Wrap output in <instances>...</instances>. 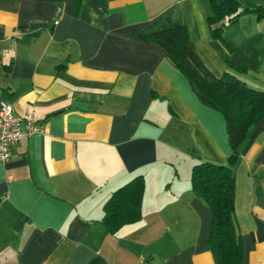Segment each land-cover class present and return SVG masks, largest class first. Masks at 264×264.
Listing matches in <instances>:
<instances>
[{
  "label": "crops",
  "instance_id": "crops-1",
  "mask_svg": "<svg viewBox=\"0 0 264 264\" xmlns=\"http://www.w3.org/2000/svg\"><path fill=\"white\" fill-rule=\"evenodd\" d=\"M223 1L0 0L1 97L43 129L0 162V264H214L210 211L190 173L227 162L224 118L136 36L171 14L209 72L230 63L264 90V0H242L214 38L205 19ZM238 147L240 264H264V117ZM137 175L139 219L110 233L104 202Z\"/></svg>",
  "mask_w": 264,
  "mask_h": 264
},
{
  "label": "trees",
  "instance_id": "trees-1",
  "mask_svg": "<svg viewBox=\"0 0 264 264\" xmlns=\"http://www.w3.org/2000/svg\"><path fill=\"white\" fill-rule=\"evenodd\" d=\"M241 1L225 0L213 3L210 7L211 13L205 19L212 37L221 38L218 24L225 18L233 21L240 13L238 11ZM136 37L145 42L158 44L178 68L179 73L185 76L200 102L219 111L224 118L225 134L230 149L227 162L195 163L191 168L190 187L210 211L207 249L212 254L214 264H240L242 248L240 235L234 223L233 171L239 157L238 146L246 139L259 119L264 117V90L244 83L235 72L244 71L230 63H227L230 69L225 70L220 76L209 72L193 47L186 26L171 14L162 15L149 22ZM143 185V178L137 175L115 189L104 202L102 222L110 233L139 219ZM90 264L103 263L96 258Z\"/></svg>",
  "mask_w": 264,
  "mask_h": 264
},
{
  "label": "built area",
  "instance_id": "built-area-1",
  "mask_svg": "<svg viewBox=\"0 0 264 264\" xmlns=\"http://www.w3.org/2000/svg\"><path fill=\"white\" fill-rule=\"evenodd\" d=\"M31 111L23 116L15 113L13 105L2 99L0 93V162L8 161L13 155V146L25 135L42 132V126Z\"/></svg>",
  "mask_w": 264,
  "mask_h": 264
},
{
  "label": "rangeland",
  "instance_id": "rangeland-1",
  "mask_svg": "<svg viewBox=\"0 0 264 264\" xmlns=\"http://www.w3.org/2000/svg\"><path fill=\"white\" fill-rule=\"evenodd\" d=\"M255 3H260L261 0H253Z\"/></svg>",
  "mask_w": 264,
  "mask_h": 264
}]
</instances>
